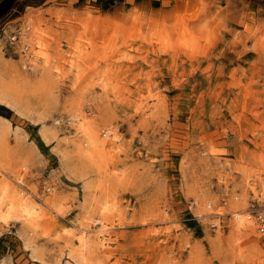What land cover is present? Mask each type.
I'll return each mask as SVG.
<instances>
[{
	"label": "rangeland",
	"instance_id": "1",
	"mask_svg": "<svg viewBox=\"0 0 264 264\" xmlns=\"http://www.w3.org/2000/svg\"><path fill=\"white\" fill-rule=\"evenodd\" d=\"M0 94V264H264V0H0Z\"/></svg>",
	"mask_w": 264,
	"mask_h": 264
},
{
	"label": "bare ground",
	"instance_id": "2",
	"mask_svg": "<svg viewBox=\"0 0 264 264\" xmlns=\"http://www.w3.org/2000/svg\"><path fill=\"white\" fill-rule=\"evenodd\" d=\"M31 30H33V29H31ZM23 31H25V30H23ZM29 31L30 30H28L27 31V33H21V35H20V37L18 38L21 42L19 43V44H23L22 46H21V48L23 47H27V49H28V47L29 46H27V44L26 43H29V40H28V37H30V36H28V34H29ZM30 33H32V32H30ZM33 33H35V31L33 32ZM27 34V35H26ZM26 35V36H25ZM31 35V34H30ZM33 35V34H32ZM25 36V37H24ZM33 39H37V37L35 36L34 37V35H33ZM39 40H41L40 38H39ZM39 40H37V42L39 41ZM36 42V41H35ZM41 46V45H40ZM44 60H45V58H44ZM2 94V93H1ZM0 94V96L2 97V95ZM0 97V98H1ZM1 100H3L2 98H1ZM5 101V100H4ZM8 102H11V101H8ZM13 103H8V105H11L12 107L14 106V103H15V101H12ZM17 108V107H16ZM76 115H78V114H76ZM75 115V116H76ZM77 118V117H76ZM81 118H84V116L82 115V117ZM74 121V120H73ZM74 122H76V129L79 131V133H81V135L82 136H84V138H86L85 139V141L83 142V143H86L85 145H86V148H85V150H82L81 152H82V154H83V156H85L86 158H91L92 157V155H91V151L93 150V149H95V147H97V146H102L103 147V145L105 144V141L104 140H102V139H100V137L98 136V134H96L94 131H93V129H92V127H94V126H91V124H90V121L89 122H87V120H77L76 119V121H74ZM109 130V129H108ZM108 130H106L107 132H108ZM107 132H106V135H107ZM107 140V139H106ZM79 147V146H78ZM96 151V150H95ZM94 150L92 151V153L93 152H95ZM103 153V152H102ZM81 154V155H82ZM95 154V153H94ZM262 197H264V193H262ZM6 201H8L7 203H8V205H7V211L4 213L3 211H4V208H6V207H4V205L6 204ZM28 200H27V198H26V196H24V194H23V192H20V193H18L17 195L15 194V195H13V196H11L10 198H8L7 196H5V192H1L0 193V221H3V222H5V221H7L8 219H10L13 215V213L15 214L16 213V211H19V213L18 214H21V215H18L17 213H16V215H14L18 220H20V219H23L24 221H26V223L27 224H30L32 221H34L35 219V217H33V211H32V207L30 206V208H28L27 206H26V204H28ZM47 202H49V200H47ZM31 203V202H30ZM32 205V204H31ZM107 205H105V206H103V210L101 211V213H100V215H98L99 217H93L92 219H93V221L94 222H96L97 224H100V228L99 229H97L95 232H97V234H96V236L94 235V237H96L97 238V236H102V234L105 232V231H107L106 230V221H105V217H106V215L107 214H103V212H104V210H106L107 209ZM211 207V204L210 203H207L206 204V208L207 209H209ZM111 210V209H110ZM109 210V211H110ZM13 212V213H12ZM99 212V211H98ZM106 212V211H105ZM97 214V213H96ZM18 215V216H17ZM90 216V215H89ZM88 219V218H87ZM106 220H108V218L106 219ZM36 221V220H35ZM38 221V220H37ZM85 223V222H84ZM91 224V223H90ZM32 225V224H31ZM105 227V229H103ZM86 228H88V227H86ZM214 228H215V225H214ZM236 229H239V231L240 230H242L243 232H247V234H249L250 232H255V222L251 219V217L250 216H247L246 218L244 217L243 219H242V221L240 222V224H238L236 227H235ZM81 229V228H80ZM83 229V228H82ZM85 230V229H84ZM89 231H90V229H89ZM77 243L79 244L78 245V249H75V251H73V252H75V255H77L78 257H79V259H78V261H79V263L81 262L82 264H85L84 262V260H85V258H86V254L87 255H89V254H91L90 253V250L91 249H93L95 246H98V244H105L104 243V239H103V236L102 237H99L100 239H99V242H98V244H95V242L94 243H92V245L89 243V237L90 236H92V235H88L87 234V232H85V231H83L82 230V232L78 235L77 234ZM94 240V239H93ZM95 241V240H94ZM93 242V241H92ZM97 248V247H96ZM101 248V247H100ZM102 248H103V245H102ZM72 252V251H71ZM77 252V253H76ZM92 252V251H91ZM91 256V255H90ZM87 263V262H86Z\"/></svg>",
	"mask_w": 264,
	"mask_h": 264
},
{
	"label": "built area",
	"instance_id": "3",
	"mask_svg": "<svg viewBox=\"0 0 264 264\" xmlns=\"http://www.w3.org/2000/svg\"><path fill=\"white\" fill-rule=\"evenodd\" d=\"M21 33H20V29L17 28L13 34L10 36L11 41L14 45H19V43L21 42L18 39V36L20 37ZM27 50V47L25 46L22 50V52H25ZM47 191H49V188H47ZM264 198V197H263ZM254 220L256 222V228L257 231L259 232V234L264 235V208L262 210L257 211L254 214ZM212 227H214V224L211 225Z\"/></svg>",
	"mask_w": 264,
	"mask_h": 264
},
{
	"label": "crops",
	"instance_id": "4",
	"mask_svg": "<svg viewBox=\"0 0 264 264\" xmlns=\"http://www.w3.org/2000/svg\"><path fill=\"white\" fill-rule=\"evenodd\" d=\"M6 119V118H5ZM6 120H8V119H6ZM10 122V121H9ZM7 125H8V123H7Z\"/></svg>",
	"mask_w": 264,
	"mask_h": 264
}]
</instances>
